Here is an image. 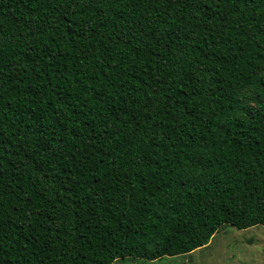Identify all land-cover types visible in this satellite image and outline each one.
I'll list each match as a JSON object with an SVG mask.
<instances>
[{"label":"trees","instance_id":"obj_1","mask_svg":"<svg viewBox=\"0 0 264 264\" xmlns=\"http://www.w3.org/2000/svg\"><path fill=\"white\" fill-rule=\"evenodd\" d=\"M227 225L264 226V0H0V264Z\"/></svg>","mask_w":264,"mask_h":264},{"label":"rangeland","instance_id":"obj_2","mask_svg":"<svg viewBox=\"0 0 264 264\" xmlns=\"http://www.w3.org/2000/svg\"><path fill=\"white\" fill-rule=\"evenodd\" d=\"M113 264H264V226L222 227L210 243L189 254L165 256L155 261L118 258Z\"/></svg>","mask_w":264,"mask_h":264}]
</instances>
